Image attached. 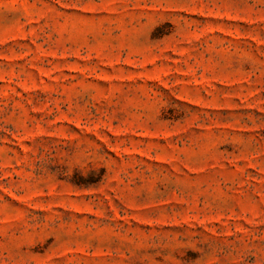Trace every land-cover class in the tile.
I'll return each instance as SVG.
<instances>
[{"label": "rangeland", "instance_id": "obj_1", "mask_svg": "<svg viewBox=\"0 0 264 264\" xmlns=\"http://www.w3.org/2000/svg\"><path fill=\"white\" fill-rule=\"evenodd\" d=\"M0 264H264V0H0Z\"/></svg>", "mask_w": 264, "mask_h": 264}]
</instances>
